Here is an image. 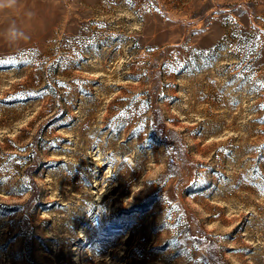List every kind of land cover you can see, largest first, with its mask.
Segmentation results:
<instances>
[{
  "label": "rangeland",
  "instance_id": "rangeland-1",
  "mask_svg": "<svg viewBox=\"0 0 264 264\" xmlns=\"http://www.w3.org/2000/svg\"><path fill=\"white\" fill-rule=\"evenodd\" d=\"M0 264H264V0H0Z\"/></svg>",
  "mask_w": 264,
  "mask_h": 264
},
{
  "label": "trees",
  "instance_id": "trees-1",
  "mask_svg": "<svg viewBox=\"0 0 264 264\" xmlns=\"http://www.w3.org/2000/svg\"><path fill=\"white\" fill-rule=\"evenodd\" d=\"M162 127H163L164 130L168 131V128L164 124L162 125ZM164 130H161L163 135H165Z\"/></svg>",
  "mask_w": 264,
  "mask_h": 264
},
{
  "label": "clouds",
  "instance_id": "clouds-1",
  "mask_svg": "<svg viewBox=\"0 0 264 264\" xmlns=\"http://www.w3.org/2000/svg\"><path fill=\"white\" fill-rule=\"evenodd\" d=\"M16 30H13V32L15 33Z\"/></svg>",
  "mask_w": 264,
  "mask_h": 264
}]
</instances>
